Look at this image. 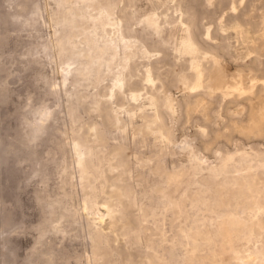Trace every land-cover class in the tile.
Returning a JSON list of instances; mask_svg holds the SVG:
<instances>
[{
    "label": "bare ground",
    "instance_id": "6f19581e",
    "mask_svg": "<svg viewBox=\"0 0 264 264\" xmlns=\"http://www.w3.org/2000/svg\"><path fill=\"white\" fill-rule=\"evenodd\" d=\"M262 5L264 0H232L230 4L223 0L216 2L219 33L222 35L224 27L230 29L244 49L241 53L247 51L248 61L237 68L228 59H221L219 51L206 48L198 40L195 34L196 13L190 9L189 0H176L161 14L162 22L173 26V29H178L179 23L183 22L184 38L190 49L200 58H205V62L192 63L189 59H182L176 55L178 49L175 47L172 49V69L165 72L159 63L140 67L136 57L144 50L146 39L139 36L136 44L130 43L134 31L128 26L119 28L113 25L112 19L105 21L108 27L102 41L98 32L86 24L83 13L79 12L73 18H69L70 14H62L58 45L61 51L70 53L63 84L79 88L109 78L106 91H102L104 99H95L91 107L93 112L103 115L109 134L114 130L125 141L128 126L122 115L126 114L133 126L132 135L140 142L152 139L162 147L177 146V153L182 154L187 162L169 171L162 165L158 154L148 159L136 156V181L137 187H141L137 191L131 182L135 179V170L127 158L128 149L124 143L108 146V138L97 124L89 125L85 132L76 134L69 145L78 171L77 185L83 193L79 207L89 229L92 248L91 255L87 256L89 264H179L178 258H181L180 264H230L224 261L226 253H230L237 264H264ZM150 17L145 16L141 21L157 30ZM119 31L126 40L122 56L115 39ZM207 35L210 36L209 33ZM227 35L223 33L222 36ZM76 36L82 37L84 47H67L68 40ZM221 39L217 35V40ZM151 46L157 48L155 43ZM239 59H243L242 54H239ZM127 62L130 67L123 73L121 69ZM115 64L118 71L112 74ZM72 65L75 67L71 68ZM175 83L184 87L180 97L171 89ZM81 94L79 91L71 94L69 113L73 120H76L77 108L82 104ZM144 94L151 96L155 109L149 112L144 105H138L140 122H137L133 108ZM205 94L225 102L219 117L212 115L216 103ZM178 107L185 114V122L180 129L177 126ZM230 108L235 109L236 114L243 111L245 118L233 116ZM36 114L40 115V123L24 132L30 140L45 134L46 121L53 117L49 111ZM197 116L202 119V137L212 135L210 140L199 139V146L188 141L191 135L183 132L184 128L192 126ZM223 118L226 122L220 129ZM180 132L186 135L181 142L178 138ZM236 135L262 144L245 146L238 142ZM217 143L221 147L218 154L212 155ZM230 145L234 147L232 150L228 148ZM147 167L149 173L145 177L144 169ZM69 185L76 186L71 181ZM45 205L50 208V214L56 212L55 203L45 202ZM78 210L69 209V217L74 223H78L75 219ZM167 223L171 230L176 229L172 236L166 233ZM49 231L55 235L67 234L66 229L54 226L50 230H42L41 237ZM143 238L146 241L144 250L135 252ZM178 249L185 250L181 257L177 256ZM55 254L52 248H47L40 256L45 259L44 264H55Z\"/></svg>",
    "mask_w": 264,
    "mask_h": 264
},
{
    "label": "rangeland",
    "instance_id": "374dc122",
    "mask_svg": "<svg viewBox=\"0 0 264 264\" xmlns=\"http://www.w3.org/2000/svg\"><path fill=\"white\" fill-rule=\"evenodd\" d=\"M175 1L0 0V264H44L45 259L40 255L47 248H52L56 253L55 264H89L87 258L92 253L89 229L79 207L82 204L83 193L77 185L78 171L71 145H69L72 144L76 134L85 132L89 125L99 126L108 138V146L116 142L125 144L129 150L126 151L127 158L130 159L132 168L135 170L133 173L135 179L131 182L137 191H140L141 187H137L136 181V156L148 159L158 154L162 165L169 171L187 163L186 158L177 153V146L162 147L155 144L152 139L144 143L140 142V139L132 135L133 126L130 125L126 114L122 115L128 126L125 141L121 140L120 134L114 130L109 134V127L103 115L100 112H93L91 108L95 99H104L103 93L109 85V78L104 75L105 80L86 87L74 88L68 83L64 85L70 53L61 51L58 45V38L61 37L59 21L63 17L62 14H70L69 18H73L81 12L85 15L86 24L93 31L98 32L102 41L106 37L108 27L105 21L109 19L113 20V25L116 27L128 26L134 31V37H131L130 43L136 44L139 36L146 39L144 50L136 57L140 67L159 63L161 70L170 71L174 56L172 49L175 47L178 49V52L175 51L176 55L180 58L189 59L192 63H203L205 58L202 59L193 52L187 39L184 38L186 34L184 35L183 22L179 23L178 29H173V26L162 22L161 14L172 7ZM216 2L217 0H189L190 9L196 13L195 34L206 48L216 49L221 59L226 58L230 64H235L239 68L248 61L247 51L245 50L244 54L241 53L244 49L237 43L235 34L230 29L224 27L222 35L228 34L226 37L219 33L216 23ZM223 2L230 4L232 0H223ZM223 13L226 11L223 10ZM262 14L264 12H261ZM148 15L151 16L150 19L157 30H153L151 26L141 21ZM208 33L210 36L207 35ZM217 35H220L222 39L217 40ZM115 39L120 45L122 56L126 40L121 31L117 33ZM152 43L156 44V49L152 48ZM66 46L82 48L84 47L83 39L81 36L71 37ZM160 50L165 53L163 54ZM239 54H242L243 59H239ZM74 67L75 65H72L71 68ZM129 67L130 64L127 62L121 71L126 73ZM117 71L115 64L112 74ZM171 89L173 94L180 97L184 87L175 83ZM98 90L102 94L101 98L98 97L100 95L97 93ZM73 91L82 93V104L77 108L76 120L71 119L69 113ZM205 96L216 103L212 115L219 117L225 102L207 94ZM154 104L150 95L144 94L139 99L133 108L137 122H140L137 117L139 106L144 105L150 112L155 109ZM40 111H49L53 113V117L46 121V133L35 140H30L24 132L35 123H40V115L36 114ZM235 111L230 108V112L234 113L233 116L245 118L243 111L239 114ZM177 119V126L180 129L185 122V114L180 107H178ZM225 122L226 119L223 118L220 129ZM202 127V119L197 116L192 126L183 130L187 135H191L187 140L198 145L199 139L204 137ZM185 137L186 135L183 136L181 132L178 133L179 142ZM211 137L212 135L209 134L208 138L203 139L210 140ZM236 139L245 146L262 144V142L249 141L241 135H236ZM219 147L221 145L217 143L212 149V155L218 154ZM228 148L232 150L234 147L230 145ZM150 155L153 156L150 157ZM148 173L147 167L144 169V176L147 177ZM73 174L76 176L74 177ZM69 180L76 186L69 185ZM45 202L55 203L54 214L49 213L50 208L45 205ZM69 209L70 211L79 209L75 218L78 223H74L69 217ZM54 226L66 229L67 234L55 235L49 231L41 237L42 230H50ZM166 226L167 235H174L176 229L171 230L169 223ZM145 242L143 238L142 244L140 243L143 246L139 245L135 252H142ZM184 252L185 250L178 249L177 256L181 257ZM223 256L225 262L237 264L230 253ZM177 262L180 264L181 258H178Z\"/></svg>",
    "mask_w": 264,
    "mask_h": 264
}]
</instances>
